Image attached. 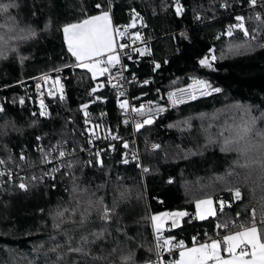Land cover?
Wrapping results in <instances>:
<instances>
[{
	"label": "trees",
	"instance_id": "1",
	"mask_svg": "<svg viewBox=\"0 0 264 264\" xmlns=\"http://www.w3.org/2000/svg\"><path fill=\"white\" fill-rule=\"evenodd\" d=\"M179 2L181 17L175 0H0L17 5L0 12V37L7 41L0 42V159L6 162L0 170L10 172L0 176V264H122L121 257L130 252L135 264H145L157 258L151 217L158 213L188 214L182 224L170 227L169 221L166 228L173 243L187 245L222 238L214 229L231 219L237 225L248 224L253 209L260 218L264 167L255 162L260 154H250L249 166L240 167L244 160L236 152L221 151L220 132L243 124L249 118L244 109L258 118L255 128L264 132V25L257 32L259 22L254 19L257 12L264 16V6L251 8L246 0ZM132 9L146 19L148 26L141 31L131 26ZM104 11L111 13L116 29L129 27L128 34L139 32L147 41L144 55L132 46L123 53L129 73L152 78L142 87H132L134 97L142 95L137 106L141 101L166 103L169 91L191 85L194 78L222 90L158 114L154 123L138 131L148 169L144 173L136 163L122 161L120 143L99 156L87 152L86 120L99 133L130 134L122 126L119 90L106 82V76L93 79L76 66L62 30ZM237 16L245 17V27L256 40L239 28L226 34L230 25L239 23ZM130 41L128 35L121 39L127 45ZM206 56L212 67L200 64ZM56 69L68 76L64 99H37L31 79ZM93 87L101 98L95 102ZM41 101L47 116L40 115ZM258 140L253 137L254 143ZM151 143L160 148L152 150ZM58 146L70 154L57 158L53 149ZM49 152L51 162H42ZM69 162L71 169L65 167ZM57 167L60 170L52 172ZM21 182L27 191L18 187ZM234 187L240 188L239 200L228 191ZM83 189L88 192L81 195ZM206 198L213 199L217 213L201 220L196 202ZM89 199L94 202L91 207ZM100 200L114 209L110 221L101 218ZM220 200L231 206L221 212ZM64 209V216L54 219Z\"/></svg>",
	"mask_w": 264,
	"mask_h": 264
},
{
	"label": "snow or ice",
	"instance_id": "2",
	"mask_svg": "<svg viewBox=\"0 0 264 264\" xmlns=\"http://www.w3.org/2000/svg\"><path fill=\"white\" fill-rule=\"evenodd\" d=\"M248 5L251 8H256L258 4L264 6V0H246ZM15 3H7V4H0V12H7L9 8L16 7ZM227 7V4L223 5ZM97 8H100V5H96ZM135 12V10H133ZM175 12L177 16L182 15L183 8L180 5L179 0H175ZM136 17H139V13H135ZM196 19H200L199 16ZM251 19V17H250ZM255 21L259 22L258 27L256 29L257 32L261 31L260 25H264V16H262L259 12L255 14L254 17ZM236 20L239 21L238 24L234 26H229L227 30V35L231 36L234 28H239L246 37L250 36L252 40H256L257 36L252 35L248 29L245 27V17L244 16H237ZM132 26H135V21H133ZM63 33L65 37V41L68 45V50L77 60V67L87 70L91 73L92 78L96 79L99 76H108L109 83H111L113 77L111 74L110 69L120 65L123 70H127L126 66L121 64V53L118 52L117 49H126L129 47L127 44H117L114 37V32H118L120 36L124 35V32L120 31L119 29L113 30L111 25V16L108 11H104L101 15L92 16L86 19H83L79 23L68 24L63 27ZM31 36H35L34 31H30ZM182 37H186V33H180ZM136 38L139 39V33H136ZM0 42L7 43L3 37H0ZM133 51L138 52L140 55L145 54V50L136 48ZM127 55V53H124ZM103 57V59H101ZM129 59L131 57L129 56ZM212 60H215L216 57H211ZM200 64L206 67H212V64L209 61V58L206 56L200 60ZM155 68H160V64H155ZM56 71H60V69H56ZM119 76V73L117 74ZM122 79V76H119ZM43 79L47 80L48 77L45 75ZM55 83H59V78L55 81ZM148 83V81H145ZM195 83L203 86V89H207L200 91L199 95H211L212 92L219 93L222 90L220 88H213L208 82L203 80H196ZM113 87H117L116 84L112 85ZM39 87V85H37ZM182 93L186 94L190 99H196L197 94L195 92H187V90H179ZM97 92V87H93L91 89V93L94 96L93 102L96 100L101 99L99 96H95ZM60 99H64L63 95V86L61 85L60 88ZM49 95H52L49 92ZM120 96H124V92H120ZM168 99L173 103H183L184 98L183 96L176 97V93H169ZM23 103V100H21ZM82 109L85 110L84 115L87 117L88 113L86 109L88 108V104H84L81 106ZM41 108L42 111L40 113L41 116L49 115L47 108L44 106L43 101H41ZM120 108L122 110L127 111L129 110V102L127 99H124L120 102ZM0 111H3V108L0 107ZM132 112L137 113L138 115L143 116L144 118L140 121L135 122V128L139 131L141 128L145 127V125H150L154 123V117L151 115L153 113V108L151 105L145 106L141 105L139 108L132 107ZM164 111L162 108H156L155 112L158 114L159 112ZM244 113L249 118L244 120L242 116L241 119L244 120V123L241 125H229L226 126L221 132L220 136L223 137V146L221 151H232L236 152L243 160L244 163L240 164V167H248L249 166V156L254 152H258L260 154V160L255 161L261 164L264 167V132H261L255 128L257 123V117L250 116V109H244ZM103 115V114H102ZM86 123H89L86 120ZM124 123H128L127 120ZM96 127H99L97 125ZM90 133L92 129L88 130ZM228 132L229 135L225 136L224 133ZM259 137L258 142H253V137ZM99 138V137H97ZM112 139H118L116 136H112ZM40 139V137H37ZM124 147L127 148V142L124 143ZM154 149H159V144L152 145ZM53 151L57 152V158H64L66 155L70 153H66L62 148L59 146ZM99 156V153L96 154ZM51 156V153H45L43 157L44 163H50L51 161L48 159ZM20 159L23 160L24 156L21 154ZM127 163V160L124 161ZM5 161L0 159V166L5 165ZM102 164V161H100ZM239 163V161H238ZM65 167L71 169L73 167V163L69 162L65 165ZM60 170L59 167L53 168L52 172H58ZM144 171H148V169H144ZM10 175V172L6 170H0V176ZM45 175H50V173H45ZM55 179V177H52ZM33 180H36L37 177H32ZM171 183V180L168 181ZM18 187L22 190L27 191V185L21 182ZM78 190V186L74 185L73 193L76 194ZM233 194L235 200L241 199V191L239 187L229 188ZM88 192V189L80 190V194L84 195ZM94 195V193H93ZM93 201L91 199L88 200V205L91 207L93 205ZM100 203V211H101V218L104 221H110L112 215L114 213V209L103 205L102 200L99 201ZM201 205H206L207 208L205 211H200ZM213 200L211 198L206 200H200L196 202L197 207V217L201 220L206 219L207 216H215L216 211L212 207ZM231 204L227 203L223 200L218 202V207L221 212L224 211L225 207H230ZM68 211V209H64L62 211H57L55 214V218L63 217L64 213ZM87 211V210H86ZM84 214H82L83 217ZM188 215L185 212L180 213H164L163 217L168 218L170 216L174 217H183ZM151 219L155 222L154 229L157 233V256L162 257L163 252L167 250L169 253L175 247H179L182 249L180 251V259L178 261H168L164 262L162 259H158L156 261L150 262V264H264V212L261 213L260 218H257V212L255 209L251 211L250 221L248 224H235L232 221L224 222L223 224L217 225L219 228H223L225 230L229 229V227L237 228V231L230 232L229 234L223 236L221 239H213L210 242H206L200 244L198 247H193L188 250H183L184 245L183 242H179V244H173V240L171 238H164L160 235L162 231V217L161 216H153ZM177 221L174 219L172 222V226H177ZM55 227H59V225H55ZM97 236L102 235V233L95 234ZM85 241L87 240L86 237L83 238ZM195 240V238H193ZM223 250L224 253L227 254V258L221 255V251ZM52 251H56L55 248ZM70 251L73 252H80L82 251L81 248H70ZM122 264H135L134 261V254L129 253L126 256L121 257Z\"/></svg>",
	"mask_w": 264,
	"mask_h": 264
},
{
	"label": "built area",
	"instance_id": "3",
	"mask_svg": "<svg viewBox=\"0 0 264 264\" xmlns=\"http://www.w3.org/2000/svg\"><path fill=\"white\" fill-rule=\"evenodd\" d=\"M133 10H135V12H133ZM132 13L134 14L133 21H135V26H132V24H133V21H132V24H131L132 27H137L139 29V31H141L148 26L146 19L141 12H139L136 9H132ZM135 13H139V17H136ZM146 42L147 41L142 40L141 38H139V39L133 38L129 42L128 45L132 46V47L141 48V47L146 46V44H147ZM116 43L117 44L122 43L118 34H116ZM117 50H118V52L121 53V57H120L121 58V64L126 66L127 70H123L120 65H117L116 67L111 68L110 69L111 74L113 77H116V78L112 79L111 83H109V77L106 76V82L108 84H110V86H112L113 84L117 85L116 88L119 90L118 97H119L120 102L124 99H127L129 102V110L127 111V113L125 112V110L123 111L122 126L124 128H129L130 134L126 135L123 133H114V132L99 133L98 130L88 120L89 123L85 122L86 127H87V134L85 136L86 142H87V152L89 155H96L97 153H99V155H101L107 149L112 148L115 143H120L122 145V153H121L122 161L124 162L125 160H127V163L124 162L126 165L136 163L140 167L141 171L144 173L146 171H144L145 168H144V165L142 162L141 149H140V144H139V135H138V131L135 128V122L142 120L144 117L141 115H138L135 112H132L131 108L132 107L139 108L141 105H145V106L151 105V107L154 110L153 113H151V115H153V117H155L156 115L164 113L165 111H167L171 108H175L177 106L186 104L188 102L177 105V104H173L169 99L167 100L166 103H156V104H148V102H146V101H141L140 105L137 106L136 101L140 100L142 95L140 94V95L134 97L132 94V87L133 86L142 87V86H144V84H147V83H145V81H148V83H149L152 81V78L135 76V75L129 73L128 67L125 64L124 59H123V53H124L125 49H117ZM102 59H103V57H102ZM118 73H119V76L123 77L122 79H120L119 76H117ZM45 75L48 77L47 80L43 79V77ZM67 77L68 76H66L64 74L62 69H60V71L55 70V71H49L46 73H42V74L34 77L33 79H31L32 92L35 94L36 98L39 100H44L45 98H51V99L58 98L61 95V93H60L61 85L63 86V95L66 94V90H67L66 79H67ZM57 78H59V83H55ZM206 82H208V81H206ZM190 84H192V83H190ZM37 85H39V87H37ZM188 85L180 86V87H177V88L169 91L167 97L169 96V93H173V92L178 93V92H181L179 90H185ZM121 91L124 92V96H120ZM49 92H51L52 95H49ZM192 101H194V100H192ZM189 102H191V101H189ZM156 108H162V109H164V111H161L157 114L155 112ZM125 120H127L128 123H124ZM90 128L92 129L91 133L88 131ZM112 136H116V137H118V139H112L111 138ZM97 137H99V138H97ZM125 142H127V144H128L127 148L124 147ZM154 144H158V143H151L150 144V147L152 150H156L152 147V145H154ZM62 150H64V149H62ZM40 176L43 177V175H40ZM174 219L176 221L179 220L176 217H172L171 222H173ZM230 221L235 223V221L233 219H231ZM170 227H172V224L170 225ZM231 231H233V227H231V226L227 230H225L223 228L220 229L218 227L214 229L215 235H217L219 237H223L224 235L228 234ZM160 235L164 238H170V237H168V235L166 233V229L162 230ZM156 237H157V233L155 232V229L153 227V238H154L155 250L157 249ZM173 244L175 245V243H173ZM183 245H186V244L183 243ZM179 249H180L179 247H175V248H173V250L170 253L167 250H165L163 252L162 257H158L157 251H156V257H157L156 260L162 259L164 262L175 261L177 259V253H178Z\"/></svg>",
	"mask_w": 264,
	"mask_h": 264
},
{
	"label": "rangeland",
	"instance_id": "4",
	"mask_svg": "<svg viewBox=\"0 0 264 264\" xmlns=\"http://www.w3.org/2000/svg\"><path fill=\"white\" fill-rule=\"evenodd\" d=\"M103 13V12H102ZM102 13H100V14H97V15H101ZM97 15H95V16H97ZM77 23H79V22H77ZM111 25H112V28H113V30H115V27L113 26V23H112V20H111ZM120 31H122V32H124V35L123 36H120V34L118 33V32H114V37H115V41H116V34H118L119 35V38L120 39H122V38H125L127 35H128V37H129V39H133V38H136V33H139V32H130L131 34H128V32H129V27H127V28H122V29H119ZM139 36H140V33H139ZM139 49H142V50H145V53H147L148 52V48L147 47H141V48H139ZM75 58V57H74ZM76 59V58H75ZM102 76H99V77H97V78H101ZM96 78V79H97ZM196 80H198V79H193L192 80V84L191 85H193V84H195V81ZM204 81V80H203ZM191 85H189V86H191ZM214 93H216V92H212L211 94H214ZM209 96V95H208ZM180 97V96H179ZM206 97V96H205ZM42 109V108H41ZM204 200H206V199H204ZM203 206L204 205H201V209H200V211H202V208H203ZM212 207H213V209L215 208V206H214V203H213V205H212ZM204 209H206V208H204ZM203 212V211H202ZM164 213H170V212H163V213H158V214H156V215H154V216H161L162 217V230H164V229H166L167 228V223L169 222V220H170V218H171V216L170 217H168V218H164L163 217V214ZM171 214V213H170ZM155 223V222H154Z\"/></svg>",
	"mask_w": 264,
	"mask_h": 264
},
{
	"label": "crops",
	"instance_id": "5",
	"mask_svg": "<svg viewBox=\"0 0 264 264\" xmlns=\"http://www.w3.org/2000/svg\"><path fill=\"white\" fill-rule=\"evenodd\" d=\"M110 13V12H109ZM110 16H111V20H112V23H113V26L115 27V29H116V26H115V24H114V21H113V18H112V15H111V13H110ZM81 22V21H80ZM66 44H67V42H66ZM67 47H68V45H67ZM101 59H102V57H101ZM77 61V60H76ZM206 199H209V198H206ZM202 200H204V199H202ZM213 200V199H212ZM200 201V200H199ZM213 203H214V201H213ZM214 206H215V208H214V210L216 211V213H217V208H216V205H215V203H214ZM204 208H207V206L206 205H204L203 206V208H202V211H205L206 209H204ZM171 214H174V213H171ZM209 216H211V215H209ZM209 216H207V217H209ZM172 217H174V216H171V218H170V220L169 221H172ZM196 217H197V207H196ZM177 219H179L177 222V225H180V224H182V222H183V218L182 217H176ZM198 218V217H197ZM199 219V218H198ZM169 223V222H168ZM153 224H154V221H153ZM238 230V229H237ZM237 230H233V231H231V232H234V231H237ZM230 233V232H229ZM228 233V234H229ZM227 235V234H226ZM215 239H221V238H215ZM211 240H213V239H211ZM211 240H205V241H199V242H195V243H193V244H191V245H184V249L183 250H188V249H191V248H193V247H198L200 244H203V243H206V242H210ZM182 249H179V251H178V253H177V259L175 260V261H178L179 259H180V251H181ZM221 255H223V256H225V258H227V254L226 253H224L223 252V250L221 251ZM145 264H150V262L149 263H145Z\"/></svg>",
	"mask_w": 264,
	"mask_h": 264
},
{
	"label": "bare ground",
	"instance_id": "6",
	"mask_svg": "<svg viewBox=\"0 0 264 264\" xmlns=\"http://www.w3.org/2000/svg\"><path fill=\"white\" fill-rule=\"evenodd\" d=\"M185 90H187V92H195L197 94V98L196 99L208 96V95H203V96L199 95L200 91H202V90L206 91L207 89H203V86H201V85H199L197 83L186 87ZM179 96H183V98H184V102L183 103H186V102H189V101L193 100V99H190L186 94H184L182 92L176 93V97L178 98ZM196 99H194V100H196ZM183 103H176V104L180 105V104H183Z\"/></svg>",
	"mask_w": 264,
	"mask_h": 264
},
{
	"label": "water",
	"instance_id": "7",
	"mask_svg": "<svg viewBox=\"0 0 264 264\" xmlns=\"http://www.w3.org/2000/svg\"><path fill=\"white\" fill-rule=\"evenodd\" d=\"M174 9H175V3H174ZM182 15H180V17H181ZM209 61H210V63H211V60L209 59Z\"/></svg>",
	"mask_w": 264,
	"mask_h": 264
}]
</instances>
